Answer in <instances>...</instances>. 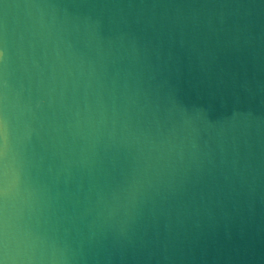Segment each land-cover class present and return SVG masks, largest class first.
<instances>
[{
    "label": "water",
    "instance_id": "1",
    "mask_svg": "<svg viewBox=\"0 0 264 264\" xmlns=\"http://www.w3.org/2000/svg\"><path fill=\"white\" fill-rule=\"evenodd\" d=\"M0 264H264V0H0Z\"/></svg>",
    "mask_w": 264,
    "mask_h": 264
}]
</instances>
